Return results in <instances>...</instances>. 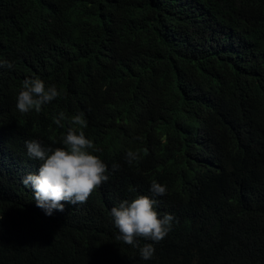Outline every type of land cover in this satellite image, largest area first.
<instances>
[{
    "label": "trees",
    "instance_id": "16d2710c",
    "mask_svg": "<svg viewBox=\"0 0 264 264\" xmlns=\"http://www.w3.org/2000/svg\"><path fill=\"white\" fill-rule=\"evenodd\" d=\"M0 59V264H264V0H0ZM33 76L61 94L22 114ZM78 114L109 180L46 216L25 141ZM138 195L175 218L148 261L110 215Z\"/></svg>",
    "mask_w": 264,
    "mask_h": 264
},
{
    "label": "clouds",
    "instance_id": "9594fccd",
    "mask_svg": "<svg viewBox=\"0 0 264 264\" xmlns=\"http://www.w3.org/2000/svg\"><path fill=\"white\" fill-rule=\"evenodd\" d=\"M13 67L12 62L0 59V68ZM60 94L56 85L46 86L39 76L25 78L16 98V108L22 114L31 110L40 112L43 106L50 104ZM65 119V113L60 112L54 117V123L63 128L61 121ZM70 123L78 125L79 128H68L62 138V147H44L36 139L25 141L28 157L41 163L38 174H27L22 179V184L33 191L36 206L46 216H52L54 211L63 212L64 203L78 205L87 202L93 191L109 180L108 166L99 156L93 154L99 149L86 137L83 130L87 127L86 119L78 114L71 118ZM138 159L137 152L127 151L126 160L129 164ZM118 168L119 165H112L113 172ZM150 191L153 197H162L166 195L167 188L154 180ZM156 204L155 199L138 195L131 201H122L110 210L114 226L118 230L116 238L126 245L139 248L140 258L144 261L153 258L154 243L167 237L175 219L168 213L161 217L156 210ZM140 239L153 243H145L140 247Z\"/></svg>",
    "mask_w": 264,
    "mask_h": 264
}]
</instances>
